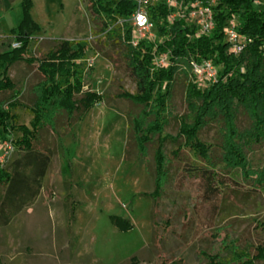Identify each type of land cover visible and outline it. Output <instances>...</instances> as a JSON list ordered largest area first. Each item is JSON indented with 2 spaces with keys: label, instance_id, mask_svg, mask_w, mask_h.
<instances>
[{
  "label": "rangeland",
  "instance_id": "374dc122",
  "mask_svg": "<svg viewBox=\"0 0 264 264\" xmlns=\"http://www.w3.org/2000/svg\"><path fill=\"white\" fill-rule=\"evenodd\" d=\"M24 8V0H0V53L12 49L17 35L12 28H17ZM28 12L37 24L30 35L31 53L46 52L60 39L86 44L82 65L92 69L84 88L103 94V99L66 133L61 129L64 115L54 128L42 132L51 162L37 197L7 225H0V264H128L134 256L136 264H264V259H255L257 247L264 248V138L249 137L252 123L247 112L237 108L239 134L228 140L240 151L241 160L239 153L229 156L224 149L228 131L221 117L207 121L199 134L210 146L209 161L226 176L218 193H208L203 181L188 176L180 163L169 164L154 243L147 194L153 189L150 165L156 135L147 145L146 166L129 130L130 117L142 106L116 96L136 88L122 47L99 33L88 0H30ZM151 36L155 37L154 27ZM34 67L18 62L9 68L22 90L21 105L13 112L17 124L25 126L31 118L25 106L32 102L31 87L40 77ZM185 87L186 79L178 74L162 115L166 125L160 136H168L162 147L167 157L178 146L181 156L194 158L183 136L177 137L180 125L194 118ZM19 136L15 130L5 137ZM15 156V151L6 154L4 166ZM127 224L129 228L120 227Z\"/></svg>",
  "mask_w": 264,
  "mask_h": 264
},
{
  "label": "trees",
  "instance_id": "16d2710c",
  "mask_svg": "<svg viewBox=\"0 0 264 264\" xmlns=\"http://www.w3.org/2000/svg\"><path fill=\"white\" fill-rule=\"evenodd\" d=\"M91 12L97 19L99 33L109 43L117 42L123 49V59L135 82V92H121L116 96L141 105L136 116L130 117L132 142L146 162L147 145L156 135L152 165L153 189L148 193L151 199V221L153 242H156V228L159 227L158 207L169 180V164L175 161L182 165L188 176H198L210 194L218 193L225 185V174L218 171L208 159L210 146L199 139L201 129L207 121L217 117L224 121L228 131L225 151L229 156L242 159L228 141L239 134L235 120L237 108H242L251 119L249 137L255 141L264 138V6L255 0H198L208 5L212 12L213 28L201 33L198 25L183 17L170 19L174 8L163 1L146 6L147 14L155 29L153 39L141 38L132 44L133 34L130 25L119 24L120 18H128L135 10L133 0H88ZM186 5L196 0H177ZM213 1V2H212ZM24 0V15L17 28L18 48L0 53V142L9 140L16 156L6 166L0 163V225H7L11 218L29 205L39 194L42 180L51 162V153L45 148L42 132L53 127L60 115H64L61 125L63 133L74 123L82 120L89 108L103 94L85 89V78L92 68L83 66L89 47L79 41L60 39L52 48L42 53H31L30 35L37 28L31 19ZM237 20V30L245 39L243 49L234 54L224 34V27L231 17ZM94 18V19H95ZM167 54V65L157 67L155 58ZM210 60L217 67L214 82L199 85L192 75L191 64ZM23 62L35 66L39 80L31 87L34 94L32 102L26 105L31 115L29 125L17 124V114L13 112L21 105L22 95L9 68ZM178 74L186 79V100L194 112L193 122L180 125L177 137L183 136L184 146L193 153L194 158L183 157L177 147L171 149V157L162 150L168 136H160L165 120L167 102ZM191 75L192 81L189 78ZM195 107V108H194ZM152 117V118H151ZM151 119V120H148ZM147 123V124H146ZM19 131L16 139L5 137ZM176 137V138H177ZM228 146V147H227ZM12 151V152H13ZM196 157V159H195ZM229 159V158H227ZM65 202L68 198L65 197ZM74 203V201H73ZM73 220V213L67 216ZM114 221H119L115 218ZM164 223H168L166 219ZM129 228L130 225H120ZM235 255L237 253H234ZM255 259H264V248L257 247ZM134 256L128 264H136Z\"/></svg>",
  "mask_w": 264,
  "mask_h": 264
},
{
  "label": "built area",
  "instance_id": "2783aa9c",
  "mask_svg": "<svg viewBox=\"0 0 264 264\" xmlns=\"http://www.w3.org/2000/svg\"><path fill=\"white\" fill-rule=\"evenodd\" d=\"M156 1H163L169 7L174 8L170 19L175 17H183L188 22L195 23L199 27L201 33H208L213 28L212 12L208 5L201 1H193L186 5H180L177 0H133L135 5L134 12L126 19L120 18L119 24L128 22L133 34L132 44L136 45L141 38L152 39L151 31L154 27L150 20L146 6ZM213 2V1H212ZM257 4L264 6V0H255ZM227 41L230 43V50L234 54H238L245 44V39L239 34L237 30V20L233 16L228 21L223 29ZM20 42L15 40L12 48H18ZM261 52L264 55V43L261 46ZM155 65L157 67L167 65V54L163 53L155 58ZM192 75L199 85H206L209 82H214L217 78V67L210 60H203L201 62H193L191 64ZM8 141V140H7ZM13 146L10 141H4V152L0 155V163L3 162L6 154L12 153Z\"/></svg>",
  "mask_w": 264,
  "mask_h": 264
},
{
  "label": "crops",
  "instance_id": "0c3cea01",
  "mask_svg": "<svg viewBox=\"0 0 264 264\" xmlns=\"http://www.w3.org/2000/svg\"><path fill=\"white\" fill-rule=\"evenodd\" d=\"M12 29H14V28H12ZM42 188V187H41ZM41 191V190H40Z\"/></svg>",
  "mask_w": 264,
  "mask_h": 264
}]
</instances>
